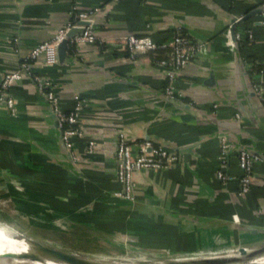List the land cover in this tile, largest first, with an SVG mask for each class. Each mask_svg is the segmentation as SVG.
I'll use <instances>...</instances> for the list:
<instances>
[{
  "label": "crops",
  "instance_id": "1",
  "mask_svg": "<svg viewBox=\"0 0 264 264\" xmlns=\"http://www.w3.org/2000/svg\"><path fill=\"white\" fill-rule=\"evenodd\" d=\"M110 3L0 0L1 74L16 70L36 45L51 40L73 12L88 13L97 40L106 41L70 50L64 64L52 67L41 57L28 60L33 74L56 85L65 108L76 96L85 100L81 121L95 146L86 153L85 142H77L78 161L71 168L43 95L23 77L9 90L15 116L0 109V201L14 203L28 219L41 212L55 216V233L78 244L102 241L116 247L118 239L130 249L190 255L263 243L264 68L260 72L256 66L264 63L263 17L256 14L237 28L253 32V41L242 39L237 48L229 43V23L230 14H247L264 0H116L109 8ZM176 31L202 44L177 82L199 117L164 100L166 72L153 59L166 57L169 48L131 58L117 46L129 34L167 45ZM211 74L214 83L208 86ZM159 127L164 132L154 134L156 140L177 161L167 169L136 173L132 200L114 197L120 190L118 134L137 143ZM221 135L230 139L224 157ZM236 147L262 155L253 163L245 196L239 195ZM38 171L46 173L45 180H34ZM218 172L229 179L219 180Z\"/></svg>",
  "mask_w": 264,
  "mask_h": 264
},
{
  "label": "built area",
  "instance_id": "2",
  "mask_svg": "<svg viewBox=\"0 0 264 264\" xmlns=\"http://www.w3.org/2000/svg\"><path fill=\"white\" fill-rule=\"evenodd\" d=\"M116 0H109L115 2ZM264 24V13L262 14ZM86 21L88 26L83 27V32L74 36L70 40L69 50L75 51L85 45L99 44L105 45V40H97L93 29V19L88 13L73 12L70 20L62 26L56 35L49 41H44L36 45L26 58L25 62L19 65L16 70H12L3 74V80L0 84V105L5 104L12 116L16 114V107L13 99L9 95V90L12 86L27 77L35 85L37 90L47 100L50 108L56 116L57 124L62 131V139L66 149L71 151L74 160H77L73 150L76 148V143L79 141L85 142L86 153H92L95 143L87 138V133L83 122L81 121V114L86 105L85 100L80 97H74L73 103L70 107L65 108L60 102L57 93L56 85L49 79L43 78L41 75L33 74L30 71L28 60L43 58L44 64L52 67L58 64L57 61V46L65 38V35L74 27H79V23ZM244 33V34H243ZM243 33L237 32L235 40L239 42L242 39H247L248 42L253 41V32L247 30ZM230 45L231 41L229 40ZM118 49L125 50L127 54L133 58L139 54L153 53L158 44L151 36H135L132 34L122 37L117 44ZM161 48H169V53L166 57L159 58L153 62L160 67H163L166 72L167 85L164 89V94L171 99L178 101L183 100V94L177 88V82L183 70L191 63L195 54L200 53L201 46L192 43L180 31H176L167 45H161ZM200 47V48H198ZM259 64V65H258ZM256 64L257 68L263 71L264 63ZM259 89L256 88V91ZM189 105L195 106L194 102H188ZM237 120L240 116L236 115ZM230 145L224 138L220 141V156L224 157L229 152ZM151 149L149 152L148 150ZM175 154L170 153L163 147H155L148 141L131 142L124 132H120L117 137L115 149V177L116 182L120 186V190L113 193V196L130 201L133 199L134 192L137 188V182L134 175L138 172L167 169L176 161ZM259 158L246 152L238 153V167L240 177L238 179L240 185L239 195L245 196L251 186L253 177V163ZM219 180L225 182L229 176L224 172H218ZM236 219V216L234 217Z\"/></svg>",
  "mask_w": 264,
  "mask_h": 264
},
{
  "label": "water",
  "instance_id": "3",
  "mask_svg": "<svg viewBox=\"0 0 264 264\" xmlns=\"http://www.w3.org/2000/svg\"><path fill=\"white\" fill-rule=\"evenodd\" d=\"M115 2H111L109 8L112 6H115ZM261 4V3H260ZM264 13V5L261 4V7L253 10L251 12H248L247 14H239L236 15L234 13L230 14L231 19L229 23V40L231 41V44L234 48H237L238 42L235 40V34L237 32V28L239 26H242L244 22L248 21L252 16L256 14H263ZM89 23L86 21L80 22L79 27L72 28L66 35L65 38L58 44L57 46V61L58 64H64L67 58L70 57V50H69V44L70 40L83 32V27L88 26ZM199 46L202 47V44H199ZM3 80V74L0 73V84ZM214 83V75L211 74L209 79L205 82L206 85L212 86ZM44 97V96H43ZM164 100L165 102L172 104L176 106L177 108L183 110L184 112H187L189 114H192L193 116L199 117L201 114L196 110V105L191 106L186 101H178L175 99H171L168 96L164 94ZM44 101L46 103L49 115L52 118V122L57 130L58 133V139L59 142L67 156L69 165H71V168L75 167L76 161H78V155L76 154V148L73 150L74 154L77 157V160L73 159V156L71 154V151L66 149L64 141L62 139V131L58 127L56 116L53 113L52 109L50 108L47 100L44 98ZM6 109L7 115L9 117H12L10 114V111L6 108L5 104L3 103L0 105V109ZM211 109L213 107L211 106ZM212 114V113H211ZM214 115V114H213ZM235 114L234 120L238 123L239 128H244V125L242 124V116H240V120H237ZM236 127V126H235ZM233 127L234 132H238V130ZM164 132L162 127H159L155 129L152 134L146 135L142 138L144 141L150 142L152 145L158 144V146L161 147V142L157 141V137L155 135H159L161 137V134ZM155 134V135H154ZM225 139L230 141L228 136L221 135L219 136V141L221 139ZM236 151L240 152H246L253 156L258 157L259 159L262 158V155L255 151H250L242 147H236ZM149 152L151 149L148 150ZM122 200V199H121ZM1 211V210H0ZM5 219H7L10 223L14 225V218L8 216L6 212H1ZM16 232H18L22 237V240L25 241V243L29 246L30 254L22 255L20 256L19 260L21 263H43L44 261H50L56 264H250L252 261L257 260L259 258L264 257V242L263 243H255V244H249V245H243V246H237L232 247L229 249H224L216 252H209V253H203V254H190V255H166L165 257L153 259V260H146L142 258H137L133 260H127V259H117V260H109L104 259L101 257H97L95 255H85V254H79L72 251H69L68 249L62 248V247H52L49 245H46L45 243H42L40 241L35 240L34 238L27 236L25 233L20 231L15 226ZM14 240H20V238H14ZM116 241V248L118 250L124 251V248H121L123 246L118 245V243H121V240H115ZM127 248V247H125ZM75 249V247H74ZM73 249V250H74ZM135 250H144V249H136ZM76 250V249H75ZM83 250V249H82ZM85 250V249H84ZM148 251V250H147ZM11 259V258H10ZM264 264V263H263Z\"/></svg>",
  "mask_w": 264,
  "mask_h": 264
},
{
  "label": "rangeland",
  "instance_id": "4",
  "mask_svg": "<svg viewBox=\"0 0 264 264\" xmlns=\"http://www.w3.org/2000/svg\"><path fill=\"white\" fill-rule=\"evenodd\" d=\"M36 179L37 176H35L34 180ZM17 209L19 210V208L15 207L14 203L0 201V210H1L0 223H2L8 230L13 232L12 236L18 238H21L22 236H20V234H18L14 230L10 229V227L16 226L20 231L25 233L27 236H30L42 243H45L46 245L52 247L55 246L62 247L75 253L85 254V255H95L97 257H101L109 260H117V259L120 260V258L127 260H133L137 258L153 260V259L165 257L166 255L169 254L168 252L165 251L154 252L147 250H135L132 248L130 249L128 247L127 248L121 247L124 248V251H121L118 250L119 248L117 249L116 247L108 246L104 244L102 241L101 242L93 241V242H88L86 244L81 242L82 244H78L80 243L78 240L76 242L73 241V239H70L66 235L55 233V216L51 217L50 215L47 214V212H45L46 214H44V212L43 213L41 212L40 213L41 217L39 218L36 217L35 219H28L24 215H21ZM1 212H6L8 216L9 215L13 216L14 225L10 223L7 219H5ZM73 242H76V245L73 244ZM74 247L76 250L74 249ZM83 247H87V249L84 248L85 249L84 250ZM204 253H209V252H204ZM2 263L3 262L0 261V264ZM24 264H29V263H24Z\"/></svg>",
  "mask_w": 264,
  "mask_h": 264
},
{
  "label": "bare ground",
  "instance_id": "5",
  "mask_svg": "<svg viewBox=\"0 0 264 264\" xmlns=\"http://www.w3.org/2000/svg\"><path fill=\"white\" fill-rule=\"evenodd\" d=\"M10 229L16 232L15 226L10 227ZM12 234L13 232L8 230L2 223H0V261L3 262L2 264H21V261L19 260L20 256L30 254L29 246L25 243V241L22 240V238H20L19 241L14 240V238L17 237L12 236ZM263 263H264V257L254 260L250 264H263ZM32 264H42V263L37 262ZM43 264H56V263L50 261H44Z\"/></svg>",
  "mask_w": 264,
  "mask_h": 264
},
{
  "label": "trees",
  "instance_id": "6",
  "mask_svg": "<svg viewBox=\"0 0 264 264\" xmlns=\"http://www.w3.org/2000/svg\"><path fill=\"white\" fill-rule=\"evenodd\" d=\"M182 34L183 35H185L183 32H182ZM245 42L246 43H248V41H247V39H245ZM156 43L158 44V48L154 51V53L155 52H160V51H162V48L160 47L161 46V44H159L157 41H156ZM250 43V42H249ZM151 54V53H150ZM159 59V58H158ZM153 60H155V59H153ZM166 85H167V82L165 81V85H164V89H165V87H166ZM184 101H186V102H190V101H188V100H186V99H183ZM77 144V143H76ZM33 176H37L39 179L38 180H45V177H46V173H44V172H42V171H38V172H36L35 174H33ZM31 178H32V176H31Z\"/></svg>",
  "mask_w": 264,
  "mask_h": 264
}]
</instances>
